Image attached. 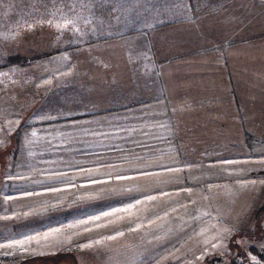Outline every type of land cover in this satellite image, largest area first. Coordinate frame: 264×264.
<instances>
[{
    "label": "rangeland",
    "instance_id": "obj_1",
    "mask_svg": "<svg viewBox=\"0 0 264 264\" xmlns=\"http://www.w3.org/2000/svg\"><path fill=\"white\" fill-rule=\"evenodd\" d=\"M262 8L264 0H254L255 22ZM83 34L2 30L0 61L25 50L50 49L54 37L60 39L56 46L63 47L69 37ZM242 45L253 51L248 54L253 79L237 87L229 116L222 109L215 119L198 117L190 126L156 118L157 125L147 121L142 132L126 118H106L102 127L90 120L59 121L43 125L40 135L27 133L18 155L6 144L0 151V217L11 219H0V244L50 228L62 231L40 245H28L36 254L0 248V264H264L251 249L264 250V33ZM120 149L126 151L88 155ZM81 168L108 183L90 184ZM137 169L158 175L141 177ZM59 172L69 173L76 187L49 179ZM117 173L132 179L116 180ZM47 184L63 190L48 192ZM9 196L14 199L8 201ZM136 199L141 203L130 212L66 227ZM42 207L47 211L34 212ZM249 224L250 229L242 226ZM117 231L124 235L106 239ZM237 240L246 242L238 261L244 247ZM90 241L101 243L92 250L79 247ZM215 255L220 256L216 261Z\"/></svg>",
    "mask_w": 264,
    "mask_h": 264
},
{
    "label": "crops",
    "instance_id": "obj_2",
    "mask_svg": "<svg viewBox=\"0 0 264 264\" xmlns=\"http://www.w3.org/2000/svg\"><path fill=\"white\" fill-rule=\"evenodd\" d=\"M177 2L0 0V31L86 33L63 47L54 37L50 49L23 51L50 52L27 65L0 67L8 73L0 75V151L8 143L14 151L19 133L22 144L59 121L102 127L106 118H126L142 132L156 118L190 126L222 109L229 116L237 87L253 79V51L242 43L264 33V8L256 22L254 0H184L185 14L163 11Z\"/></svg>",
    "mask_w": 264,
    "mask_h": 264
},
{
    "label": "snow or ice",
    "instance_id": "obj_3",
    "mask_svg": "<svg viewBox=\"0 0 264 264\" xmlns=\"http://www.w3.org/2000/svg\"><path fill=\"white\" fill-rule=\"evenodd\" d=\"M155 9V6H153V10ZM188 10V4L184 2V0H179V2L172 4L171 7H165L163 9V11L165 12H174L175 14H180L183 15L187 12ZM146 11H150L148 9H146ZM67 23H71V21H68ZM67 23L65 24H56L55 27L57 29L60 28H65L67 27ZM195 23V22H193ZM10 71H13V69H10ZM0 75H4L7 76L8 73H0ZM154 99H156L157 101H160V97H155ZM141 111H145L144 108L141 109ZM42 119H52V117L45 115L42 117ZM33 135H35V133H33ZM137 146H141V147H146L147 145H140L139 142H136ZM264 155V154H262ZM184 163L188 164L189 161L185 160ZM225 164H230V163H234L233 161H224ZM261 163H264V161H261ZM165 167L167 169V171L171 172L173 170L175 171H180V169H172L171 167L168 166H162ZM139 173V176L141 177H147V176H151V175H158L156 173H150L148 172L146 169H137L136 170ZM81 174L87 175L89 178V183L90 184H102V183H108V181H101V180H97V179H93L92 178V173L91 171L85 172V170L83 168L80 169ZM12 177H10L11 179ZM49 179L51 180H57L61 183H64L67 185V187L72 188V187H76V185H74L71 180L72 178L69 176V173L67 172H59V173H52L49 175ZM116 180H127V179H132L130 177H126L123 176L119 173L116 174L115 176ZM251 185L254 187L257 183V181L253 180L250 182ZM261 184H264V181H260ZM46 191L48 192H59L62 191L63 189L57 188L52 184H47L44 185ZM189 192L191 191L190 189L188 190ZM25 195H32V193H25ZM37 195H43V193H38ZM96 197H89V199H94ZM146 198L149 200L155 199V197L151 196V195H146ZM8 201L13 200V197H7L6 198ZM2 203V202H0ZM141 201L139 199L135 200V203H129L126 207L124 208H113L111 211H104L102 212L100 215H93L88 217V219L86 220H79L77 222H75V224H70L67 225L66 227L71 228L74 227L76 225H84V224H88L89 222H95L100 220L102 217H110L115 215L116 213H120V212H130V210L134 207H136V205L140 204ZM0 210H3L2 208H0ZM47 208L46 207H42L40 209L34 210L35 213H43L46 212ZM0 219H4V220H8L11 219V217L8 216H4V217H0ZM243 227L250 229L251 225H242ZM97 227H100V225H97ZM139 226H137L138 228ZM130 231H135L136 229H132L129 228ZM62 231L61 227H56V228H50L47 232H43V233H37L35 235H29V234H25L24 238L22 239H15L13 238L11 240L10 243L7 244H0V248L3 249H8V250H16L17 252H23V253H28L29 255L31 254H36L35 253V249H32L31 252H29V248L27 247L28 245L32 244V242H36L37 245H40L41 242H47L49 240L50 237H54L56 234L60 233ZM85 231H90V229H85ZM124 235L123 232H119L117 231L115 235H110L108 237H106L107 240H115L117 239V237ZM70 242V241H69ZM101 242L100 241H95V242H88V243H83L80 244L79 247L82 249H89L92 250L96 245H99ZM237 243L241 245V247H246V242L242 241V240H237ZM215 245L213 246V248L215 249ZM221 247H224L223 245H221ZM225 251H227V249H224ZM42 254V253H41ZM54 254V253H53ZM219 255V253H218ZM202 259V257H201ZM253 260L256 259V257H252ZM257 264H260V262H257Z\"/></svg>",
    "mask_w": 264,
    "mask_h": 264
},
{
    "label": "trees",
    "instance_id": "obj_4",
    "mask_svg": "<svg viewBox=\"0 0 264 264\" xmlns=\"http://www.w3.org/2000/svg\"><path fill=\"white\" fill-rule=\"evenodd\" d=\"M49 54H50V52H43V53H40V54H37L34 56H27V55H24L22 53L10 54L4 60L0 61V67L10 66V65H20V66L27 65V64L31 63L35 58L48 56ZM21 136H22V133H19L17 145L13 151L15 155H18L20 153V149H21L20 138H21ZM138 149H141V148H138ZM124 151H126V149L105 151L102 153H91L88 155L92 156V155H100V154H114V153L124 152ZM243 249H244L243 251H238L237 261H238L239 256L244 257L245 247ZM251 249H252L253 253L256 254L264 262V250L258 249V248H256V246H252ZM214 257L216 258V259L214 258L216 261L217 258L219 259L220 256L217 257L215 255Z\"/></svg>",
    "mask_w": 264,
    "mask_h": 264
}]
</instances>
